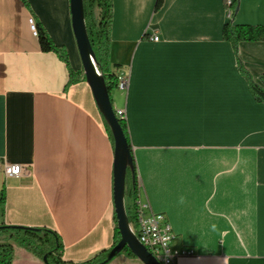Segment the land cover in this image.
I'll return each mask as SVG.
<instances>
[{
	"label": "crops",
	"instance_id": "obj_1",
	"mask_svg": "<svg viewBox=\"0 0 264 264\" xmlns=\"http://www.w3.org/2000/svg\"><path fill=\"white\" fill-rule=\"evenodd\" d=\"M156 1L113 0L109 61L126 86L110 99L125 115L138 203L165 216L173 252L186 253L175 264H264V105L222 40L225 2ZM31 19L82 71L69 0H0V225L50 230L65 263L86 264L115 241L113 144L85 80L68 85ZM233 24L264 26V0H240ZM237 55L259 84L264 42ZM5 163L25 171L7 178ZM117 255L107 264H142ZM12 264L44 262L15 247Z\"/></svg>",
	"mask_w": 264,
	"mask_h": 264
},
{
	"label": "trees",
	"instance_id": "obj_2",
	"mask_svg": "<svg viewBox=\"0 0 264 264\" xmlns=\"http://www.w3.org/2000/svg\"><path fill=\"white\" fill-rule=\"evenodd\" d=\"M22 1L25 2V0ZM239 1L240 0H234L231 5H225L226 9L228 8L231 10L232 14L229 22L222 27L221 37L223 41L231 45L236 59L237 70L246 80L249 91L255 102L264 105V75L258 78L259 84L256 83L243 67L237 55L238 45L241 42H264V26L234 25L233 17L237 10ZM161 3L162 0H157L155 8L158 9L161 6ZM95 10H98L97 16L95 15ZM83 12L85 29L95 55L97 71L103 77L107 91L109 95H111L112 91L117 89V75L113 71L114 69L111 67L109 61L111 25L113 20V0H83ZM36 35L40 50L46 53H55L69 68L67 55L64 49L55 47L48 35L38 24H36ZM77 76H82V79H84L82 71L74 73L69 68L68 85L73 84L75 82V77ZM118 122L122 128L132 156V165L130 169H127L125 177V198L130 199L132 202L130 208L126 210V214L129 225H133L135 222V212L138 208L139 199L136 166L125 121L118 119ZM103 124L113 144L111 133L104 120ZM3 202L4 197L1 194V210ZM115 233V241L109 251L101 253L97 258L86 264H98L107 259L112 248L120 240V235L117 229H115ZM0 237H3V240L0 242V264H12L15 247L25 250L33 257L41 261H43V258L45 257L46 261L44 264H67L62 260V245L59 241V237L50 230L0 225ZM123 251H125L129 256L134 257L128 249L125 248Z\"/></svg>",
	"mask_w": 264,
	"mask_h": 264
},
{
	"label": "water",
	"instance_id": "obj_3",
	"mask_svg": "<svg viewBox=\"0 0 264 264\" xmlns=\"http://www.w3.org/2000/svg\"><path fill=\"white\" fill-rule=\"evenodd\" d=\"M72 30L79 53L85 83L89 87L100 115L106 123L113 139V175L112 201L116 220V229L120 235L119 242L112 248L109 256L98 264H107L125 248L142 264H160L138 241L132 232L125 209V177L131 168L132 156L122 128L115 116L110 95L103 77L97 71L94 52L84 24L83 0H69ZM46 258H43V262Z\"/></svg>",
	"mask_w": 264,
	"mask_h": 264
},
{
	"label": "built area",
	"instance_id": "obj_4",
	"mask_svg": "<svg viewBox=\"0 0 264 264\" xmlns=\"http://www.w3.org/2000/svg\"><path fill=\"white\" fill-rule=\"evenodd\" d=\"M225 5L229 6L233 0H224ZM228 17H231V10L227 8ZM30 29H36L35 22L29 21ZM151 41L157 42L158 37L153 36ZM126 86V80L117 75V88L123 90ZM115 116L117 119L125 121V115L122 110H116ZM4 175L8 177H17L24 170L20 165L4 164ZM138 188L139 185H138ZM132 232L137 237L138 241L146 248L149 253H156L160 264H175V260L185 252H173L171 244L174 235L169 224L163 214L153 213L147 204L138 203V208L135 212V222L130 225Z\"/></svg>",
	"mask_w": 264,
	"mask_h": 264
},
{
	"label": "bare ground",
	"instance_id": "obj_5",
	"mask_svg": "<svg viewBox=\"0 0 264 264\" xmlns=\"http://www.w3.org/2000/svg\"><path fill=\"white\" fill-rule=\"evenodd\" d=\"M33 33L36 35V29H33ZM150 254L158 261V256L156 255V253H150Z\"/></svg>",
	"mask_w": 264,
	"mask_h": 264
},
{
	"label": "rangeland",
	"instance_id": "obj_6",
	"mask_svg": "<svg viewBox=\"0 0 264 264\" xmlns=\"http://www.w3.org/2000/svg\"><path fill=\"white\" fill-rule=\"evenodd\" d=\"M117 256H118V255H117ZM117 256H116V257H117Z\"/></svg>",
	"mask_w": 264,
	"mask_h": 264
}]
</instances>
